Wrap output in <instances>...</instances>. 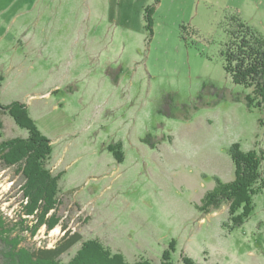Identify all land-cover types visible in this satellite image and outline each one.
Instances as JSON below:
<instances>
[{
  "label": "rangeland",
  "instance_id": "obj_1",
  "mask_svg": "<svg viewBox=\"0 0 264 264\" xmlns=\"http://www.w3.org/2000/svg\"><path fill=\"white\" fill-rule=\"evenodd\" d=\"M155 3L0 0V105H26L60 178L59 224L23 246L52 249L78 232L129 263L160 264L173 245V264H264V190L238 229L228 204L198 209L218 182L234 181V144L264 152V111L233 102L252 90L233 83L222 57L232 15L264 37V0H160L150 35ZM1 119L0 143L28 137ZM21 180L0 164V219L19 220Z\"/></svg>",
  "mask_w": 264,
  "mask_h": 264
},
{
  "label": "trees",
  "instance_id": "obj_2",
  "mask_svg": "<svg viewBox=\"0 0 264 264\" xmlns=\"http://www.w3.org/2000/svg\"><path fill=\"white\" fill-rule=\"evenodd\" d=\"M160 0L145 9L147 30L153 35V15ZM230 40L222 50L224 69L236 86L252 90L251 94H239L233 102L243 101L249 109L254 107L264 111V37L250 27L238 15L230 18ZM185 30V27H183ZM2 78H0L1 83ZM223 98V97H222ZM168 99L165 103H167ZM9 114L16 124L28 131L27 138H14L0 143V164L3 170L16 168L21 175L22 212L18 221L0 219V264H153L149 261L129 263L122 254H113L98 241H83L80 233L68 236L55 248L31 250L23 244L26 234L32 237L40 226L46 224L52 230L59 224L56 213L59 205V176L48 169V161L53 153L51 140L32 120L26 105L14 102L9 106L0 105V130H3L2 115ZM2 134V132L0 131ZM113 151V150H112ZM235 166V179L229 183L218 182L206 194L199 211L208 215L222 205H229L231 229L244 226L254 210L253 199L264 190L262 166L264 152L255 150L244 152L238 143L230 150ZM114 157L122 163L119 151ZM54 211V213H52ZM52 213V217L45 220ZM37 221L34 229L29 226L30 218ZM67 234V231L64 232ZM82 242L81 249L67 263L61 261L62 255ZM171 245V244H170ZM173 245L163 254L160 264H173L171 254ZM183 264H195L191 258L184 257Z\"/></svg>",
  "mask_w": 264,
  "mask_h": 264
}]
</instances>
